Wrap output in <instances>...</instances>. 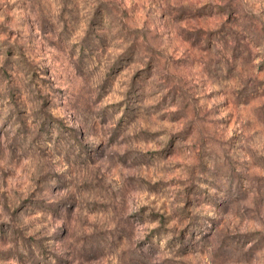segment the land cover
Listing matches in <instances>:
<instances>
[{
  "label": "rangeland",
  "instance_id": "1",
  "mask_svg": "<svg viewBox=\"0 0 264 264\" xmlns=\"http://www.w3.org/2000/svg\"><path fill=\"white\" fill-rule=\"evenodd\" d=\"M0 264H264V0H0Z\"/></svg>",
  "mask_w": 264,
  "mask_h": 264
}]
</instances>
